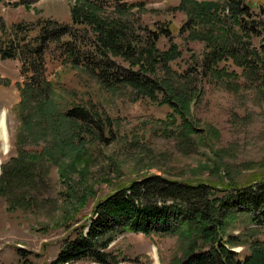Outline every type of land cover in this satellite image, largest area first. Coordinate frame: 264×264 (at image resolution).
I'll list each match as a JSON object with an SVG mask.
<instances>
[{
	"label": "rangeland",
	"instance_id": "obj_1",
	"mask_svg": "<svg viewBox=\"0 0 264 264\" xmlns=\"http://www.w3.org/2000/svg\"><path fill=\"white\" fill-rule=\"evenodd\" d=\"M18 1L2 3L0 25L9 29L14 23L36 24L39 20L71 24V10L79 2L41 0L26 9L17 5ZM191 1L219 3L224 9L208 20L204 16L190 20L182 0H120L116 7L95 10L98 17L123 21L131 33L134 29L149 43L142 53L152 46L159 59L153 61L151 72L143 69L148 61L139 53L131 60L141 59V70L132 61L125 63L118 58V64L137 73L143 69L139 79L147 78L158 85L169 81L182 90L191 83L186 96L190 98V127L196 131L190 138L182 134L180 127L177 135L181 137L176 138L177 132L168 125L174 112L161 102L165 90H160L158 100L152 101L123 81L110 80L114 87L108 89L85 67L87 60L82 54L77 66L64 48L51 45L42 74L28 63L24 72V62L19 58L2 60L0 56V264H54L64 243L74 239L91 219L100 199L147 176L217 186L215 194L208 198L210 202L214 198L226 201L225 187L234 190L264 177V68L252 73L250 67H240L222 52L233 39L236 53L246 62L262 61L264 35L244 31L248 28L230 17L227 0ZM244 1L258 8L253 17L256 23L250 22L248 27L260 25L257 32L262 33L264 0ZM225 15L232 20L223 19ZM202 19L205 24L201 25ZM36 33L29 34L35 37ZM70 46L73 50L74 44ZM216 51L223 54L211 70L209 64L217 57ZM169 53L176 59L166 62L161 56ZM94 69L98 75L99 69ZM27 83L40 89V96L28 97V106H21ZM47 105L63 114L87 111L74 113L77 116L71 112L72 121L105 123L101 138L79 146L75 152H60L59 144H55L61 136L70 137L69 143L74 146V122L62 123V131L56 135L57 131L49 128L51 114ZM177 120L179 126L181 120ZM89 128L100 133L96 127ZM86 141H90L89 135ZM45 148L53 152L50 159L42 154ZM20 149L36 157L34 162L41 171L40 178L35 176L38 183H25L32 197L25 195L31 200L23 204L14 201L7 194L4 180L2 183L4 169L14 165L10 160L18 156ZM246 221L240 217L229 225L226 240L231 235L239 237L247 228ZM257 238L264 241V233ZM188 244L179 232L163 237L126 233L108 250L119 258L118 264H177L189 251ZM230 247L242 256L249 253L246 244ZM74 264L96 263L82 260Z\"/></svg>",
	"mask_w": 264,
	"mask_h": 264
},
{
	"label": "trees",
	"instance_id": "obj_2",
	"mask_svg": "<svg viewBox=\"0 0 264 264\" xmlns=\"http://www.w3.org/2000/svg\"><path fill=\"white\" fill-rule=\"evenodd\" d=\"M5 1L7 0H0V6ZM39 1L41 0H19L16 4L30 9ZM80 1L83 5H80ZM119 2L120 0H79L71 10V24L55 20H39L36 24L14 23L9 29L2 24L0 25L1 59L16 60L19 58L24 62V72L27 70L25 65L28 63L36 67L39 74H42L44 57L51 45L64 48L72 64L77 66H80L79 55L82 54V58L87 60L85 67L91 70L94 78H97L108 89L114 87L111 81L116 83L123 81L139 90L143 97L152 101H157L159 91L165 90L162 91L164 94L161 102L168 105L174 112L168 125L174 128V133L177 132L176 138L181 137L177 135L179 127L182 129V134L190 138L196 131L193 126V128L190 127V98L186 96L190 93L191 83L188 82L187 86L185 85L181 90L169 81H162L163 85H158L155 82H148L147 78L140 80V74H144L143 69L145 72H151L153 61L159 60H156L155 48L151 46L147 52L142 53L146 48L145 45L149 43L147 40H142L134 29L131 28L133 31L131 33L129 26L123 21H116L118 19L114 18L104 19L95 14V10L116 7ZM226 6L229 8L230 17L240 26L248 28L244 31L258 36L264 35V31L257 32L261 28L260 25L248 27V23H256L253 21L254 12L258 9L256 5L251 6L244 0H227ZM182 7L188 18L190 16V20L193 16L195 18L208 17V20L215 12L224 9V6L219 3L200 4L191 0H182ZM206 10H209V15ZM221 11L224 13V10ZM228 17L225 15L223 19L232 20ZM204 20H201V25L205 24ZM260 23L264 26V22ZM33 31L37 32L35 37L29 34ZM72 43L74 51L70 46ZM235 44L233 39L230 40L222 52H226L227 56L236 60L240 67L245 68L246 65L250 67L252 73L264 68V58L262 61L246 62L245 57L236 53ZM216 52L217 57L214 58L213 63L209 64L211 70L214 63L220 60L219 56L223 54L220 51ZM248 52L249 50L246 54ZM138 53L143 56V60L148 61V66L142 65L143 69L138 73L120 63L119 65L115 60L120 58L125 63L132 61L133 65L138 66L141 59L131 60ZM161 57L166 62L175 58L173 53ZM92 67L99 69L100 73L97 75ZM214 72L221 74V72ZM226 76L231 78L232 74ZM32 85L29 83L24 85L21 106H28V102L26 104L25 102L30 96L39 98L40 89ZM48 108L51 114V119L48 120L49 128H54L58 135L62 131L61 124L72 121L73 117L70 115L72 111L63 114L53 111L49 106ZM78 112L87 113V111L78 110L73 111L72 114L77 116L74 113ZM177 118L181 120L179 126H176L179 123ZM72 122H74L72 126H75L71 135L74 146L69 143L70 137L65 139L61 136L55 144H59L60 152L63 153L64 149L75 152L80 150L79 146L85 147L87 142H94L97 138H101V130L105 123L102 124L99 121L89 125L90 121ZM89 127L100 129V133L94 132ZM87 135L90 136V141H86ZM23 142L20 140L19 143ZM20 151L16 158L10 160V164L14 165L7 167L6 171L4 169L2 183L4 180L3 184L5 188H8L7 194L14 201H18V204H23L31 200L24 197L29 196L31 192L30 189L27 190L29 192L25 190V183H38L35 176L40 178L41 171L38 170V163L34 162L36 160L33 159L36 158L34 155L28 151L24 152L21 149ZM52 153L46 148L42 152L43 155L49 156L48 159L53 157ZM225 188L228 196L226 201L219 202V198H214L210 202L209 196L215 194L214 191L218 189L217 186L211 184L172 181L157 175L147 176L126 184L95 204L91 219L74 239H69L64 243L63 250L54 264H74L82 260H91L96 264H118L119 258L108 249L120 236L134 233L163 237L174 235L177 232L189 241V251L177 264H264V241L257 238L261 232L264 233V177L235 187L234 190L231 186ZM14 193L18 196L13 197ZM240 217L246 218L247 228L239 237L231 235L226 240L227 227ZM251 225L255 227L252 228ZM238 244L248 245L249 253L242 256L230 247Z\"/></svg>",
	"mask_w": 264,
	"mask_h": 264
}]
</instances>
